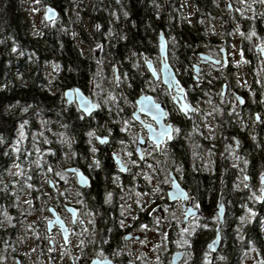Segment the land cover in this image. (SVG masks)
<instances>
[{
  "label": "flooded vegetation",
  "instance_id": "af4514ba",
  "mask_svg": "<svg viewBox=\"0 0 264 264\" xmlns=\"http://www.w3.org/2000/svg\"><path fill=\"white\" fill-rule=\"evenodd\" d=\"M208 6L211 11L204 14L196 11L198 7L192 0L174 2V8H181V14L187 16L186 26L190 33L186 36L195 44L188 54L193 58L185 68L187 74H183L182 67L177 69L169 61L193 112H181L174 99L176 92L168 90L160 79L155 81L150 74L149 91L130 97L118 67H113L112 73L99 57L94 66L96 77L102 71L103 82H106L102 86L108 88L114 78L116 89L114 92L106 87L98 89L102 96H110L112 101L103 105L91 92L92 83L86 95L98 108L103 105L106 112H115L119 129L125 127L127 121L124 132L118 130L115 135L110 130V136L105 135V143H99L98 135L93 133V137L85 140L87 149H64L63 133L59 134V149H0L6 162V169L0 176V264H47L48 259L56 260L57 264H91L104 260L111 264H138L128 243L144 240L139 231H160L164 226L160 216L167 212L166 240L174 249L171 255L184 252L181 264L189 257L190 236L198 230L208 247L213 239L207 233V208L199 199L208 200L210 195L203 198L192 194L188 189L189 175L211 176L214 171L220 175L217 202L221 196L226 213L222 187L224 169L229 167L235 171L234 185L238 191L251 192L249 185L255 182V177L246 150L254 149L257 138L260 145L264 143V80L258 79V70H264V12L260 11L259 4L241 0H213ZM186 9L190 12H185ZM174 23L175 28L184 27L183 22ZM103 52L101 46L97 48L101 56ZM235 53L243 59V68L250 75L245 82L236 79L237 68L232 65ZM200 54H207L221 63L201 64L197 76L194 65L200 64ZM146 58L143 56L144 69ZM98 64L102 70L97 69ZM155 67L159 72L160 59ZM158 92L161 95H156ZM115 94L122 98L119 99L121 106L113 99ZM142 94H150L156 102L164 103L168 110L165 124L179 129L171 133V140L165 137L159 146L149 139L147 127L152 125L158 130L159 124L143 113L139 114V119L133 117L136 100ZM106 144H110V148ZM91 148L96 149L95 153ZM182 149L188 159L180 157ZM81 176L87 179V184L81 183ZM245 176L248 177L246 181ZM258 179L262 187L260 175ZM173 181L186 190L185 201L180 198L169 201L167 189ZM20 198L27 201L26 205L36 203L47 211V218L40 223L34 250L32 252V248L29 253L17 238L21 234L16 223V213L20 210L17 199ZM193 209H198L199 214H192ZM187 212L191 215L186 218ZM55 216L63 222L66 231L58 225L48 231L47 223ZM224 232L222 226L218 257L223 253ZM128 234L139 238L128 240L125 238ZM101 252L103 255H99Z\"/></svg>",
  "mask_w": 264,
  "mask_h": 264
},
{
  "label": "trees",
  "instance_id": "16d2710c",
  "mask_svg": "<svg viewBox=\"0 0 264 264\" xmlns=\"http://www.w3.org/2000/svg\"><path fill=\"white\" fill-rule=\"evenodd\" d=\"M39 1L54 7L58 19L34 29L24 0H0V149H59L61 133L64 149H87L85 140L89 131L110 136L113 130L118 135L115 112H104L101 108L91 117L81 119L77 107L67 105L62 98L65 88L79 87L88 93L89 83L96 81L95 57L91 52L97 45L104 51L103 64L108 68L116 66L123 74L130 97L149 91L148 82L152 79L138 61L143 56L156 61L161 33L169 41L172 65L182 67L183 74H187L185 68L193 58L188 54L195 41L186 36L190 33L186 26L188 18L181 14V8H174L175 0ZM211 1L192 0L198 7L196 11L204 14L211 11L208 6ZM174 21L183 22L184 27L175 28ZM256 141L254 149L246 150L255 177V182L249 185L251 192L238 191L234 185L235 171L224 169L226 213L222 257L210 254L204 235L198 230L190 236L186 264H245L248 251H256L264 264L261 223L264 199L254 202L249 198L253 192L259 195L258 178L264 173V143L260 145L258 138ZM105 146L110 148V144ZM3 155L0 152V176L6 169ZM180 157L188 159L184 149ZM219 176L215 171L211 176L189 175L188 189L192 194L203 198L210 195L208 200L199 199L207 208L210 239L214 238L217 224ZM246 208L256 212L250 223L240 220L245 216L247 221ZM173 250L168 242L166 250L160 253V264H169Z\"/></svg>",
  "mask_w": 264,
  "mask_h": 264
},
{
  "label": "rangeland",
  "instance_id": "374dc122",
  "mask_svg": "<svg viewBox=\"0 0 264 264\" xmlns=\"http://www.w3.org/2000/svg\"><path fill=\"white\" fill-rule=\"evenodd\" d=\"M87 0H83L85 2ZM241 1H246L249 3H256L260 5V11L264 12V2L262 0H241ZM26 3V9L28 13V17L30 19L31 25L34 29H41L44 27L46 24L49 22H46L44 19V13L46 9V5L43 2H40L38 0H24ZM187 11L185 12H190L189 9H186ZM56 21V20H55ZM51 23V22H50ZM259 42V41H258ZM92 55L95 57V53H97V47L93 49L91 52ZM101 57L100 53H97V56L95 57V63H97V60ZM146 59H151V58H146ZM157 64H159V57L157 56L156 59ZM153 61V59H152ZM156 61H153L156 63ZM138 63L143 65V58L138 61ZM243 59L240 57L236 56V53L233 57L232 60V65H235L237 68V73H236V79L238 81L245 82L249 78V74L247 71H245V68H243ZM100 64V63H99ZM97 65V69L99 70L101 65ZM103 66V65H102ZM116 67V66H113ZM111 67V72L113 73ZM177 69H180L177 67ZM102 70V69H100ZM98 72V71H97ZM259 77L258 79L264 80V70L259 69L258 70ZM49 75V74H48ZM102 71H100V74L97 73L96 81L92 82L93 85H91V92L93 95L97 96L98 98L101 99L102 104L106 105L108 104V101H112L110 96H102L101 91L98 89V87H106L107 85L102 86L104 78H103ZM114 75V74H113ZM115 80L112 78L110 81V87H106L108 91L114 92L116 89L115 86ZM101 89V88H100ZM113 99L116 101V103L121 100L122 98L119 96V94H115L112 96ZM124 102V100L122 101ZM114 103V104H116ZM101 105L98 109H101L106 112L105 108ZM118 113H120L118 111ZM99 136H102L101 134H96ZM162 192V190H161ZM163 196V192L161 193V198ZM27 201L29 198V195L27 193L26 195ZM27 201H21V198L19 201H17L20 210L16 213V223L18 224V228L20 230V235L17 238H20L19 243H22L23 249L25 251H29L33 248L35 244V239L37 238V235L39 231L41 230V224L44 222V220L47 218V211L44 208H39L36 203H32V205H26ZM21 202V203H20ZM26 213V215H24ZM164 223L163 227L160 231H156L153 229L150 230H143L139 231L143 237L144 240L141 242H130L128 243V249L131 251L133 257H135L138 262V264H160V253L161 251L166 250V245L168 244V241L166 240V231H167V222H168V212L166 214H163L160 216ZM41 223V224H40ZM27 236V239L25 240V237ZM34 248L32 249L33 252ZM33 255H35L33 253ZM186 262V260L183 262V264ZM47 264H57L56 260H53V262L48 259ZM245 264H262L260 257L258 256L256 251H248L246 254V259H245Z\"/></svg>",
  "mask_w": 264,
  "mask_h": 264
},
{
  "label": "water",
  "instance_id": "95a60500",
  "mask_svg": "<svg viewBox=\"0 0 264 264\" xmlns=\"http://www.w3.org/2000/svg\"><path fill=\"white\" fill-rule=\"evenodd\" d=\"M46 8H50L52 9V12L55 14V15H52V13H49V16L51 17L50 19L48 18H45V13H44V19L46 22H53L55 21L57 18H58V11L52 7V6H47ZM46 10V9H45ZM158 52H159V59H160V65H161V68H160V71L158 72L156 70V67H155V64L153 63L152 60L150 59H145V67H146V70L147 72L153 77V79L155 81H158L159 79L161 80L162 84L170 91H175L176 94H175V101L180 109V106L181 104L185 105V111L183 113L187 114L188 112H193L194 111V108L188 104L183 96V93H184V89L182 88V84L179 80V78L177 77V74L174 70V68L172 67L170 61H169V52H168V40L167 38L165 37V35L163 33H161L158 37ZM200 57V64H196L194 65V72L196 73V75L198 76L199 75V71H200V68H201V64H204L205 62H212V63H221V61L215 59V58H212L210 57L209 55L207 54H200L199 55ZM167 69V71L165 72L164 69ZM114 72H117V69H115ZM198 77H196L197 79ZM177 87H179L180 89H183L182 92H177ZM71 89H76L79 91V93L86 99L88 100L92 105H93V108L92 110L85 116H90L92 115L96 110H97V104L94 102V100H92L89 96H87L81 88L79 87H70V88H66L64 91H63V98L64 100L66 101V104L67 105H70V104H73L75 103L77 105V108L78 110L80 111L79 109V102H78V99L76 97V94L73 93L71 96L69 97H65L64 96V93L66 91H69ZM144 96H147V97H150L151 98V101L158 105L159 107V110L160 112L163 113V115L160 117V120H159V125L162 124V125H165V119L167 118L168 116V110L166 108V105L164 103H158L155 101V98L150 95V94H142L140 95L136 102L141 99L142 97ZM81 112V111H80ZM140 113H143L147 116H150V118L152 120L153 119V114L152 113H149V112H145V111H142L140 109V107L138 106V104L136 103V110L135 112L133 113V117L136 118V119H139V114ZM152 128L154 129V127L152 126ZM148 132H149V129H148ZM172 135V134H171ZM98 137H101V136H98ZM149 139L152 140L157 146L160 145V143H156L155 140L153 138H151V133L149 132ZM107 142V141H106ZM100 143V142H99ZM140 145L138 144L137 148L140 149ZM119 162V160H118ZM74 170V169H72ZM77 174L80 175L79 172H77ZM264 186V185H262ZM180 192H183L184 193V196L187 197V192L186 190L177 182V181H173L171 186L167 189V196H168V199L170 202H173L175 200H178V198L181 199V201H185L186 199L184 197H181L179 195ZM263 199V198H262ZM191 209V207H190ZM189 209V210H190ZM216 213H217V216H218V224H217V227H216V232H215V237L214 239L209 243L211 244V247L208 246L210 252L212 254H216L219 247H220V242H221V228L224 224V216H225V208H224V204H223V201H222V198L220 196L217 204H216ZM192 214H199V210L198 209H193L192 211ZM191 213L190 212H187L186 214V218L188 216H190ZM55 225H58V226H61L63 231H66V227L64 226L63 222L61 220H59V218L57 216H55L53 218V220H50L48 223H47V229L49 232L52 231L53 227ZM67 232H65V236H67ZM126 239H131V238H136L138 239L139 236L138 235H133V234H128L126 235L125 237ZM213 241H215V243H213ZM184 257V252L183 251H177V252H174L172 255H171V259H170V264H180L182 259ZM94 262V261H93ZM93 262L91 264H93ZM105 264H111L109 262H107V260H104Z\"/></svg>",
  "mask_w": 264,
  "mask_h": 264
},
{
  "label": "snow or ice",
  "instance_id": "6c2138e0",
  "mask_svg": "<svg viewBox=\"0 0 264 264\" xmlns=\"http://www.w3.org/2000/svg\"><path fill=\"white\" fill-rule=\"evenodd\" d=\"M37 2H38V0H37ZM262 2H264V0H262ZM49 13H52V15H55L52 12V9L46 8V10H45V18H48V19L51 18L49 16ZM97 27H99V26H97ZM254 34L255 33H249V35H254ZM121 39H123V37H121ZM99 47L100 46L97 45V48H99ZM13 51H15V49H13ZM164 70H165V72L167 71L166 68ZM182 91H183V89H180L179 87H177V92L178 93L179 92H182ZM73 93L76 94V97L78 99L79 109H80V111L82 113V115H81L80 118L83 119L84 118V115H87L92 110L93 105L88 100H86L79 93V91L76 90V89H71L69 91H66L64 93V96L65 97H69ZM136 103L138 104V106L140 107V109L142 111L152 113L153 114V119L159 124L160 117L163 115V113L160 112L158 105L154 104L151 101V98L150 97L144 96L141 99H139ZM180 111L181 112H184L185 111V105L181 104ZM257 119H259V117H257ZM124 123H125V127H121L120 128V131L121 132H124L126 130V127L128 126V122L127 121H125ZM147 127L149 129V132L151 133V138H153L156 143H160L161 140L164 139L165 137L167 139L171 140L172 139L171 133L173 131H176V132L179 131V129H174L171 125L165 126V125L160 124L159 127H158V130H154L152 128V125H147ZM87 136L88 137H93V133L91 131H89L87 133ZM96 139L100 143H105L107 141V137H96ZM91 151L93 153H95L96 149L95 148H91ZM115 158L118 159V157H115ZM94 164H95L96 167H99V163L97 161H94ZM245 164H247V161H245ZM244 180L245 181L248 180V177L245 176L244 177ZM80 181L83 184H87V179L84 176H81L80 177ZM260 183H261V185H264V173H261L260 174ZM247 187H248V185L245 184V188H247ZM179 195L181 197H184L185 199L187 198L186 196H184V193L183 192H180ZM249 198L252 199L254 202L261 201V199L264 198V186L260 187V189H259V195H256V194L252 193V194H250ZM245 210L248 213V219L246 221L245 216H241L240 217V220H241V222H249L250 223L251 222V218L256 215V212L253 209H251V208H246ZM9 219H11V218L9 217ZM261 223H262V225H264V221H262ZM141 227H143V225ZM205 227H207V225H205ZM262 230H264V228H262ZM213 243H215V241H213ZM249 243H251V242H249ZM185 244H187V241H185ZM208 246L211 247V244H209ZM99 255H103V253L101 252V253H99ZM93 264H105V262L104 261H94ZM185 264H186V262H185Z\"/></svg>",
  "mask_w": 264,
  "mask_h": 264
}]
</instances>
